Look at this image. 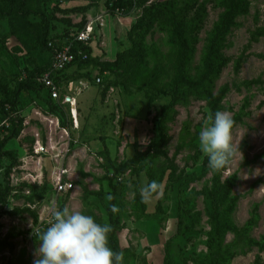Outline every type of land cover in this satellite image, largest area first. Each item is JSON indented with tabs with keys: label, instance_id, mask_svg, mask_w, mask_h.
Segmentation results:
<instances>
[{
	"label": "rangeland",
	"instance_id": "rangeland-1",
	"mask_svg": "<svg viewBox=\"0 0 264 264\" xmlns=\"http://www.w3.org/2000/svg\"><path fill=\"white\" fill-rule=\"evenodd\" d=\"M9 1L0 0V10L6 11ZM131 1L124 14L112 11L109 0H27L25 9L32 11L27 16L15 14L18 1L10 15H0V83L10 94L18 89L30 100L12 111L21 127L2 150L12 152L16 163L0 157V239L9 237L11 243L0 252V264H33L36 238L49 226L52 213L65 206L116 228L108 242L123 253L121 264H210L211 202L216 186L234 174L232 196L239 201L230 219L238 231L227 233L218 250L227 255L225 264H264V247L249 244L264 245V86L242 85L264 81V37L255 35L264 28V0H250L248 15L236 21L226 38V63L220 71L196 90L181 88L164 124L165 155L145 156L139 154L159 141L161 109L169 103L170 88L180 73L181 51L172 41L175 22L184 23L192 46L182 73L198 81L224 6L223 0ZM97 17L104 25L93 35L92 63L70 67L58 99L51 100L34 75L35 69L47 68L51 58L40 46L44 30L49 36L73 34ZM142 18L151 19L137 32L147 49L145 62L126 78L103 71L102 64L130 48L128 32ZM158 67L162 74L148 84ZM99 76L101 85L95 83ZM81 81L88 83L85 90ZM226 85L229 92L216 111H226L234 120V155L229 166L215 171L200 150L198 136L213 117L207 93L216 95ZM66 96L76 98L77 129ZM3 117L0 114V140L8 124ZM52 117L59 119V127L48 124ZM35 140L43 153L32 157ZM55 172L71 183L68 192L55 194ZM152 181L160 189L142 200L141 187ZM23 209L29 212L16 213ZM179 216L184 227L176 238Z\"/></svg>",
	"mask_w": 264,
	"mask_h": 264
},
{
	"label": "trees",
	"instance_id": "trees-1",
	"mask_svg": "<svg viewBox=\"0 0 264 264\" xmlns=\"http://www.w3.org/2000/svg\"><path fill=\"white\" fill-rule=\"evenodd\" d=\"M17 3L15 8V14L25 17L30 14L32 11L25 9V4L27 0H10L9 7L5 10H0V15H10L11 14V6L14 3ZM224 12L220 16L218 24L214 28V32L212 38L209 42L207 54L204 59V68L205 71L202 73L198 81H192L184 77L182 71L184 69V64L188 58V56L192 52V46L189 43L188 38L186 37L185 25L181 21H176L174 24L173 32H172V41L173 43L180 49V60L179 67L180 73L178 74L177 79L172 83L170 88V101L168 104L162 106V114L158 120V134L159 141L156 143H151L145 149L144 152L140 153L139 156H145L149 153H156L160 155H165L164 149L168 144V137L165 131V121L168 113L176 106L179 101L180 91L183 86L189 87L193 90L198 89V87L205 83L209 82L213 76H215L220 69L225 65V59L222 57V51L226 45V38L232 28L236 25V21L239 18L245 17L249 13L250 0H223ZM112 11H117L119 13H127L131 7L133 6V2L131 0H109ZM151 19L142 18L133 24L128 32V40L130 41V48L120 54L117 55L116 59L112 62H105L102 64L103 71L109 73H116L119 76L125 77L134 72L137 68L138 64L145 62L147 58V49L144 47L140 36L137 34L138 31L144 30ZM258 37H264V28L259 29L256 34ZM70 34H64L62 36H49L48 29L46 28L43 32L42 39L40 42V46L51 55L50 62L52 59V48H49L48 44L51 43L53 47H57L60 45V41L69 38ZM253 41H256L252 38ZM85 53H87V57L84 58H76L72 64L68 65L64 71L59 72V76L54 77L55 83L58 87L61 86L64 76L67 70L75 65L86 66L87 64L92 63L91 56V48L90 47H82ZM49 62V65H50ZM35 69L34 75L39 79L40 75L43 74L48 68ZM238 65L236 69H238ZM163 70L158 67L148 78L147 83H152L157 77L162 74ZM99 78H101L99 76ZM39 81V80H38ZM101 79V84H102ZM100 84V85H101ZM236 85V84H234ZM243 86L251 87L254 85H262L264 86V81L260 79L245 81L242 83ZM43 86V85H42ZM25 89L31 90L32 88L28 86H24ZM44 88V86H43ZM17 89L13 94H10L7 87L0 83V114L4 115L3 120L5 121L6 131L2 140H0V157H5L11 161V165L16 163L15 157L10 151H2L6 144L13 140L19 133L22 121L20 118L12 114V111L15 110V107L24 108L29 104V99L25 98L23 94L18 92ZM229 92L228 85L224 86L222 89L218 91L216 95H212L211 93H207L208 104L212 109V115L214 116L216 112V108L220 105L221 101L225 97V95ZM49 95V92L47 90ZM49 98L51 99L50 95ZM52 100V99H51ZM20 110V109H19ZM18 110V111H19ZM17 117V118H16ZM9 121V122H8ZM11 121H16L15 126L13 127ZM12 127V128H10ZM9 132H8V131ZM6 132H8L6 134ZM135 159V158H134ZM134 159H132L130 163H133ZM236 175H232L228 177L223 184L216 186L214 191V197L211 202V210H212V221H211V229L209 232L208 239V248L211 251L212 258L210 264H225L227 262V255L218 250L223 244L224 238L227 233H237V228L230 219L231 213L234 211L237 202L239 201V197L232 196V190L236 183ZM113 199L110 198L109 204V214L112 212ZM224 206L223 209L220 210V207ZM29 212L28 209L20 210L16 213H25ZM252 225V220L247 223L248 229ZM112 227V231L109 233V236H115L116 228ZM184 227V222L182 216H179L177 220V232L174 237H179L182 233V229ZM111 239V238H110ZM250 245L257 246L263 248L264 245L260 242L250 241ZM11 243L9 241V237L4 239H0V252L10 248ZM114 252H118L116 248L112 247ZM232 255L230 258H233Z\"/></svg>",
	"mask_w": 264,
	"mask_h": 264
},
{
	"label": "clouds",
	"instance_id": "clouds-1",
	"mask_svg": "<svg viewBox=\"0 0 264 264\" xmlns=\"http://www.w3.org/2000/svg\"><path fill=\"white\" fill-rule=\"evenodd\" d=\"M199 132V146L212 170L231 164L234 120L226 111H216ZM160 185L152 181L141 187L142 200L158 192ZM115 210V209H114ZM109 224L97 223L93 216L68 206L52 213L49 226L38 236L33 264H121L123 253L109 247Z\"/></svg>",
	"mask_w": 264,
	"mask_h": 264
},
{
	"label": "built area",
	"instance_id": "built-area-1",
	"mask_svg": "<svg viewBox=\"0 0 264 264\" xmlns=\"http://www.w3.org/2000/svg\"><path fill=\"white\" fill-rule=\"evenodd\" d=\"M104 23L101 17L89 20L82 29L76 30L75 33L70 34L69 38H65L60 41V45L53 47L51 43L48 44L49 48H52V59L49 65V68L40 75L39 82L48 90L49 95L52 100H57L59 97L58 85L54 81V77L59 76V72L64 71L65 68L72 64L76 58H86L87 53L82 50V47H90L93 39L95 29L103 27ZM96 84L101 83V78L97 77L95 80ZM81 90H85L88 86V83L85 81L79 82ZM73 100L76 103V98H71L69 96L64 97V103L69 107L70 121L72 122L73 128H77L76 119L72 113L73 103L70 101ZM48 124L56 125L59 127V119L52 117L47 119ZM5 123V121H4ZM63 130V129H62ZM64 131V130H63ZM43 153V147L40 144L39 140H35L32 157L40 156ZM69 152H65L67 154ZM35 172H26V176L33 178ZM38 177V176H36ZM37 181L36 179L34 182ZM53 188L54 192L57 195L68 192L71 189V183L63 179L62 174L55 172L53 176Z\"/></svg>",
	"mask_w": 264,
	"mask_h": 264
},
{
	"label": "bare ground",
	"instance_id": "bare-ground-1",
	"mask_svg": "<svg viewBox=\"0 0 264 264\" xmlns=\"http://www.w3.org/2000/svg\"><path fill=\"white\" fill-rule=\"evenodd\" d=\"M72 103H73V106H72V113H73V116L75 117L76 119V125H77V128H79V121H78V111H77V104L74 103L73 100H70ZM77 128H74V129H77Z\"/></svg>",
	"mask_w": 264,
	"mask_h": 264
}]
</instances>
